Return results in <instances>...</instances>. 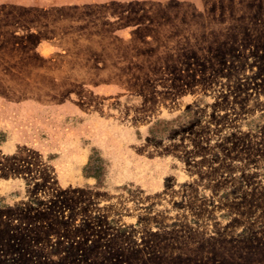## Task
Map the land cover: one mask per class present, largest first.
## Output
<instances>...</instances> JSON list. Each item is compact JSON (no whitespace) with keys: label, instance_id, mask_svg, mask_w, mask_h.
<instances>
[{"label":"rangeland","instance_id":"rangeland-1","mask_svg":"<svg viewBox=\"0 0 264 264\" xmlns=\"http://www.w3.org/2000/svg\"><path fill=\"white\" fill-rule=\"evenodd\" d=\"M0 264H264V0H0Z\"/></svg>","mask_w":264,"mask_h":264}]
</instances>
